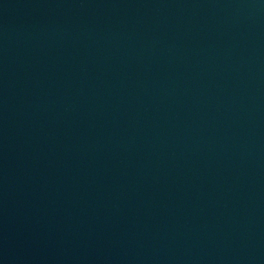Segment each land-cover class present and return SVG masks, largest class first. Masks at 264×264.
Here are the masks:
<instances>
[{
	"label": "water",
	"instance_id": "1",
	"mask_svg": "<svg viewBox=\"0 0 264 264\" xmlns=\"http://www.w3.org/2000/svg\"><path fill=\"white\" fill-rule=\"evenodd\" d=\"M0 264H264V0H0Z\"/></svg>",
	"mask_w": 264,
	"mask_h": 264
}]
</instances>
